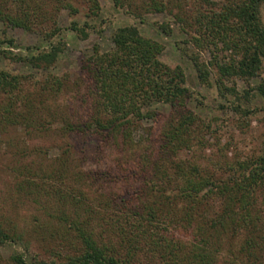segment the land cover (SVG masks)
Segmentation results:
<instances>
[{"label":"trees","instance_id":"obj_1","mask_svg":"<svg viewBox=\"0 0 264 264\" xmlns=\"http://www.w3.org/2000/svg\"><path fill=\"white\" fill-rule=\"evenodd\" d=\"M111 1L136 22L114 23L99 0H0V34L12 25L48 40L23 53L12 37H0L1 56L33 69L0 68V136L15 125L29 136L63 139L48 159L47 151L43 158L18 147L19 158H31L13 168L21 175L15 187L37 210L38 227L28 232L0 214V264H218L224 247L238 249L243 260L235 252L242 262L225 257L224 264H264V141L244 158L227 159L228 143L211 162L182 155L203 146L211 121L188 105L193 91L183 66L161 60L164 42L139 26L148 13L173 15L184 35L177 45L197 80L227 98L229 106H218L243 130L258 105L264 109V0ZM63 8L66 28L79 39L111 29L112 47L94 43L75 75L49 70L64 56ZM150 23L172 31L169 20ZM205 50L208 59L200 55ZM238 79L246 84L241 90ZM65 89L68 108L51 101ZM145 119L152 123L135 135ZM75 134L82 140L70 141ZM106 146L120 147L121 156L102 160ZM91 155L98 164L82 169L79 162ZM117 179L119 186H107ZM33 238L40 249L32 248ZM9 245L21 248L3 257L1 247Z\"/></svg>","mask_w":264,"mask_h":264},{"label":"rangeland","instance_id":"obj_2","mask_svg":"<svg viewBox=\"0 0 264 264\" xmlns=\"http://www.w3.org/2000/svg\"><path fill=\"white\" fill-rule=\"evenodd\" d=\"M99 1L101 2L102 6V14L111 18L114 23L136 22V19L133 16L124 13L121 8L114 6L111 0ZM192 6L193 3H191L187 7L189 9L192 8ZM262 13L264 18V9ZM68 18L69 16L67 14V9H61L58 14V22L62 27L65 28L63 31V35L66 40V47L64 50V56L60 58L58 64L50 67L49 70L57 72L59 74H61L62 72H69L71 73V75H75L77 73L76 71L79 68L80 58L90 50L94 43H98L100 47L105 50L112 47V40L110 36L111 29L109 27H106L100 34L91 31L88 34L87 38L79 39L76 37L73 31L66 28V25L68 24ZM156 19H166L170 21V27L172 28V31L169 35L158 31L156 27L150 23V21ZM139 26L144 34L156 37L164 42V49L160 53L161 60L170 65L179 63L183 66L186 73L187 85L193 91V95L188 100V105L193 110L198 112V114H200L202 117H205L211 121V130L208 131V133H205L203 138V146H199L198 148L197 145L194 144L190 152L183 151L182 155L193 156L194 153L197 154L196 156L199 162H211L209 160V156L217 155L219 152L222 153L219 148L225 147L226 143H228L226 150L227 159H230L234 156L236 158H244L247 154H250L251 151L259 153L264 141V109H262L261 105H258L259 109H256V111L252 114L250 125L245 127L243 130L238 129L237 127H235L233 122V117L235 116L234 113L229 108H221L218 106V104L221 102H224L229 106L230 103L227 101V98H223L219 94L215 86H207L200 83L196 78L192 63L186 56L181 53V50L177 45V41L184 37V35L181 32L178 24L174 21L173 15L165 11L148 13L146 14L144 23H139ZM3 28L4 24L0 21V32ZM5 32V35L10 36L14 39L16 46L14 49L19 50L23 53L27 52V46L36 47L47 45L48 43V40L44 39L38 32L27 30L22 27L8 25L5 29ZM5 35L1 33L0 37H4ZM3 46H5V43H3ZM200 55L206 59L210 58L208 50L201 51ZM0 68H10L11 70L24 73L33 70L27 62L12 61L10 59L4 58L3 56H1V54ZM257 79L258 77L251 78L250 82L254 83ZM237 83V88L239 90H241L246 85L245 82L241 79H238ZM69 96L70 93L67 91V89H65L62 90L56 98L51 99V101H55L59 106L63 108H68L70 98ZM153 106L160 109L161 111H167L169 109L168 104H164L161 102H155ZM151 123V119L143 120L141 127L138 128V130L135 132V135L141 132H143L144 134L145 132L143 130V126H148ZM76 139L80 141L82 140L79 135L75 134L74 139L70 141H76ZM89 141L91 144L93 140L89 139ZM62 142L63 139H61L58 134H35L34 136H29L28 134L24 133L22 129H20V126L15 125L10 126L9 136H0V214L9 216V218L13 221H16L19 226H24L23 229H26V231L28 232H30L32 227H38V221L33 219V214L38 215V213L34 206L30 205L29 199L22 192L20 193L17 191L15 182L17 179L21 178V175H18L17 172L15 173L13 168L19 167L21 163L28 161L31 156L26 154L24 157L19 158L20 156H17L16 152L19 151V146H26L25 149L30 151L32 155L38 152L42 154L43 158V151L49 152L45 157V159H48L51 158V155H54L56 152H58V150H60ZM25 143H27V145H25ZM193 148L196 151H194ZM88 151L92 152L89 149ZM104 151L107 156H105L102 160H105L106 162H110L111 158H115L118 155L121 156L120 147L117 148L114 146H106V149ZM216 152L217 154H214ZM129 153L130 156H134L135 154L131 149ZM92 162L94 161L92 160L91 155L88 158L86 157L85 161L83 160L79 162V164L81 165L82 169H85L86 167L90 166L94 167V164H98L99 161L95 163ZM120 183L121 180L117 179L115 181L108 180L106 184L107 186H109L108 184H110L117 187ZM91 184L94 185L93 183ZM86 190L89 191V187H86ZM98 191H100V189ZM89 194L91 196L95 195V197L98 196V194H95L92 189H90ZM257 196L259 197V200L262 199L261 194H257ZM50 240L51 239L48 234L45 242H50ZM31 243L33 249L41 248L39 247L40 244H38V241L34 238L31 240ZM13 248L20 249L21 246L9 245L1 247V254L3 255V257H6ZM223 249V251H220L218 253L220 257L218 260V264H224L223 260L225 257H227L228 259L231 258V260L233 258H236V262L240 263L243 261L241 258L242 253L239 252L238 249L233 250L232 248V251H230L231 253L226 250V247H224ZM235 252L238 253V257L242 261H238L237 257L234 255Z\"/></svg>","mask_w":264,"mask_h":264}]
</instances>
